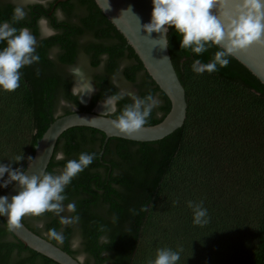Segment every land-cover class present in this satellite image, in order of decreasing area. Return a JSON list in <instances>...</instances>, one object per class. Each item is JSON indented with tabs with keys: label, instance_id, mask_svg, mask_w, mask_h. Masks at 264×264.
Returning a JSON list of instances; mask_svg holds the SVG:
<instances>
[{
	"label": "trees",
	"instance_id": "1",
	"mask_svg": "<svg viewBox=\"0 0 264 264\" xmlns=\"http://www.w3.org/2000/svg\"><path fill=\"white\" fill-rule=\"evenodd\" d=\"M15 7L0 1V22L28 27L37 38L40 61L20 70L19 88L0 91V162L22 156L12 166L24 170L37 141L55 119L74 111L92 112L97 103L119 92L111 81L119 71L137 95L151 92L162 102L144 126L159 123L169 112L168 98L93 0H49L47 7L32 3L19 22H13ZM56 9L64 13L62 22H57ZM40 17L48 19L56 35L40 38ZM167 46L185 90L182 127L157 142L109 138L105 145L104 134L97 130L65 131L46 171L58 172L82 152L95 154L93 163L65 190L64 203L75 202L80 220L61 226L58 217L46 212L21 221L73 258L87 253L86 264H142L146 236L178 251L177 264H264V86L231 56L227 67L195 74L192 62H209L217 48L196 56L180 48L179 36L171 28ZM55 49L59 51L50 59ZM80 54L93 69L100 67L103 54L108 56L103 73L92 76L96 91L87 104L71 95L74 81L66 70L76 65ZM61 98L70 106L59 109ZM127 103H131L127 97L118 102V110ZM58 152L65 160L55 158ZM11 186L0 189V195ZM189 201L203 202L206 224L193 222ZM41 220L43 229L36 227ZM50 228H63L62 245L47 238ZM77 235L81 247L73 250L71 241ZM0 264L57 263L21 244L0 218Z\"/></svg>",
	"mask_w": 264,
	"mask_h": 264
},
{
	"label": "clouds",
	"instance_id": "2",
	"mask_svg": "<svg viewBox=\"0 0 264 264\" xmlns=\"http://www.w3.org/2000/svg\"><path fill=\"white\" fill-rule=\"evenodd\" d=\"M37 2L47 7L49 0H16L13 22L24 20L27 16L25 10L27 6ZM151 4L150 21L140 23L141 30L148 37L151 38L152 33L167 36L171 28L179 36L180 48L190 50L196 56L208 52L212 47L217 48L209 62L205 63L200 59L192 62L191 70L197 75L215 72L218 67H227L229 57L233 53L246 50L253 44L264 47V0H151ZM127 11H131V8ZM54 15L57 22L65 19L60 9H56ZM137 19L139 20L138 17ZM37 23L41 39L56 35L55 28L49 24L46 17H40ZM0 44H6L0 48V91H15L20 87L22 77L20 70L40 61L37 53L38 41L28 27L17 28L4 21L0 22ZM54 51L58 52L59 49ZM107 59V54L101 56V70L104 67L103 62ZM86 65L87 60L83 59L69 69L74 81L71 95L77 96L81 104L86 103L85 97L90 98L96 91L92 78L85 71ZM113 83L116 84L115 76ZM126 97L131 103L118 110V102ZM161 103L159 97L151 92L141 97L130 90L122 91L108 95L103 100L101 104L103 110L99 115L115 116L114 119H110L114 129L123 134H134L147 123L153 110ZM65 106H70V102L61 98L59 109ZM61 114L62 112L58 110L57 115ZM55 158L65 160V155L58 152ZM94 158V153L82 152L77 159L67 160L58 172L42 171L39 175H26L22 167L12 166L13 163L22 161L24 159L22 156H17L14 162H0V189H6L13 184L19 188L18 193L11 198L8 195H0V218H7L8 231L19 229L23 217L27 215L40 217L46 212L58 217L61 226L76 225L80 220L79 215L75 214L76 204L64 203L68 199L65 190L79 173L93 163ZM188 207L192 210L195 224L208 222L207 209L203 207L202 201L199 203L189 201ZM44 226L42 220L36 224L40 229ZM45 235L58 245L65 241L63 228L60 231L50 228ZM71 247L73 250L81 247L79 235L73 237ZM86 260L87 253L83 251L75 257L76 264H86ZM179 260L178 251L160 248L155 259L150 260L149 264H177Z\"/></svg>",
	"mask_w": 264,
	"mask_h": 264
},
{
	"label": "water",
	"instance_id": "3",
	"mask_svg": "<svg viewBox=\"0 0 264 264\" xmlns=\"http://www.w3.org/2000/svg\"><path fill=\"white\" fill-rule=\"evenodd\" d=\"M93 1L106 19L122 35L140 60L147 74L168 98L170 102L169 112L159 123L143 126L134 134L120 133L110 123V119L113 118L101 116L98 111L89 113L74 111L68 115L58 117L37 141L32 159L25 163L24 171H26V175H39L40 172L46 171L58 138L71 128L84 127L103 133L105 136L104 145L109 138L151 143L171 135L180 129L185 121L187 109L185 90L172 65L167 46V36L152 33L150 38L140 27V23L145 24L150 21L151 0ZM129 8H131V11H127ZM152 39L159 41L156 42ZM231 57L246 68L264 86V47L253 44L246 50L233 53ZM89 100L90 98L86 97V103L83 104H87ZM100 104L102 102L95 105V110ZM18 191V186L13 184L5 195L11 198ZM3 219L7 226V218L3 217ZM11 234L25 247L57 264H76L75 258L32 232L22 221L19 229L12 231Z\"/></svg>",
	"mask_w": 264,
	"mask_h": 264
},
{
	"label": "rangeland",
	"instance_id": "4",
	"mask_svg": "<svg viewBox=\"0 0 264 264\" xmlns=\"http://www.w3.org/2000/svg\"><path fill=\"white\" fill-rule=\"evenodd\" d=\"M0 1L10 2V3H13L16 6V0H0ZM39 30H40V28H39ZM55 54H56V51L53 50L51 52L50 56L54 58ZM83 59L87 60V65L85 67V71L87 72V74L91 78H92L93 75L102 74L103 73V69L101 70L100 67H98L96 69L91 68L89 63H88V59L83 54L79 55L77 63L82 62ZM66 70L69 72V69H66ZM114 76L116 77V84L113 83V77ZM114 76L111 77V81H112L113 85L118 89L119 92L129 91L130 90V91H133V92L136 93V88L132 84L126 82L123 79L120 71L118 73H116ZM207 134L208 133L206 132L205 136H207ZM255 204H256V201H254V203H253L254 210H255ZM255 212H256V210H255ZM160 248H163V247H161L158 243H155V240H154L153 237L149 238L148 236H146L144 238V242H143V250H142L143 260H142V264H149L150 260H154L155 256H156V252Z\"/></svg>",
	"mask_w": 264,
	"mask_h": 264
},
{
	"label": "bare ground",
	"instance_id": "5",
	"mask_svg": "<svg viewBox=\"0 0 264 264\" xmlns=\"http://www.w3.org/2000/svg\"><path fill=\"white\" fill-rule=\"evenodd\" d=\"M85 100H86V97L84 98ZM98 112H101L103 109H102V107H101V104L97 107V109H96Z\"/></svg>",
	"mask_w": 264,
	"mask_h": 264
},
{
	"label": "flooded vegetation",
	"instance_id": "6",
	"mask_svg": "<svg viewBox=\"0 0 264 264\" xmlns=\"http://www.w3.org/2000/svg\"><path fill=\"white\" fill-rule=\"evenodd\" d=\"M73 78V77H72ZM73 84H74V82H73ZM92 111L93 112H97V110H95V107L92 109ZM100 113V112H99Z\"/></svg>",
	"mask_w": 264,
	"mask_h": 264
}]
</instances>
